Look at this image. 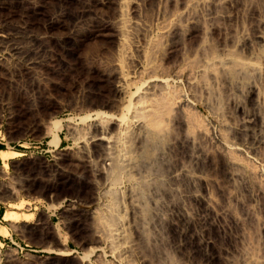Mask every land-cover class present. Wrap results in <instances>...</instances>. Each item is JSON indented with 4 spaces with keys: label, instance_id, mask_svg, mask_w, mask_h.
I'll return each instance as SVG.
<instances>
[{
    "label": "rangeland",
    "instance_id": "1",
    "mask_svg": "<svg viewBox=\"0 0 264 264\" xmlns=\"http://www.w3.org/2000/svg\"><path fill=\"white\" fill-rule=\"evenodd\" d=\"M130 1L129 7L127 9L125 7L129 17L132 20L133 18L134 20L141 19L142 25L145 23L143 27H146L147 24V28L140 26L141 29L138 27V31L134 28V40L132 39L131 44L128 43L123 49L126 48V51H130L139 62H142L141 64H144V60H147L149 55H147V58V56H141V53L146 52L147 54L148 51L149 54L151 48L148 47L147 42H151L153 38L155 42H152H157V48L160 47L159 49L162 50L161 54L153 55V60L156 61L155 64H159L160 72L167 68L165 73L170 72L172 69V72L175 69L183 70L184 66L187 68L194 63L193 59L195 58L197 63L198 59L200 61L209 52L210 46H215L216 52H221L225 48V50L232 52V49L234 53L236 51L238 55L244 57L246 55L244 48L232 46L233 41L240 36V31L246 30V33L249 32L251 25L255 24L258 19L261 20L260 18H262L264 21V0H228L222 2L220 8H218L214 29L211 28V31H209L203 25L202 20L197 21L199 18H195L194 22L190 24L185 23L186 21L180 18L183 22V28L181 27L183 30L181 28H179L180 31L178 29L174 30L175 32L178 31L177 33L174 32L175 35L171 34L173 33L171 31L166 42L165 38L162 39L163 41L160 40L161 30L158 27L163 24L164 16L169 12L175 10H179V13L182 12L183 1L134 0L135 3L132 0ZM86 2V0H66V3H63L59 0H46L43 5V16L36 18L34 16L33 0H19L8 14L4 13V17H7H5V20L2 17L3 13L0 15V38L5 32L6 34L11 33L18 38L17 41L20 40L18 43L22 45L23 59L41 62L33 64L32 67L36 66L30 68V70H19L16 67L19 60H14V56H10L8 50L0 47V58L8 59L6 60L8 61L7 67L10 69V73L6 75L8 79H6V76H0V144L4 149L3 151H5V156L0 157L2 160L0 161V264H111L110 262L113 263L115 260V255L110 254L108 247L98 240L96 235L98 232L95 231L101 230L99 227L101 228L102 225L100 226L97 218L95 219L90 211L91 209H100V204H103L110 195H113V198L115 195V200L117 199L119 202L122 198L118 193L125 185L122 187L118 185L120 189H116L111 184L113 187L107 186L105 178L96 172L93 166L95 164L93 161L91 162L93 157L90 158V152H95V148L91 144L85 147V144L79 143L77 140L79 134L89 133L85 131H89L87 126L89 127V122L95 118L93 111L100 110L106 114H112L116 118L120 116V112L112 103L114 85L107 76L109 70L107 68H110L109 64L115 55V50L117 51L114 40L94 37L82 39L81 37L83 34H87V29L90 27L103 28L112 19L113 14L115 15V11L111 7L98 9L96 10L98 12L94 11V13L86 9ZM135 4H137V7ZM136 12H140L139 17ZM179 13L178 16L183 15V13ZM59 16H62L61 19L66 26V39L59 33H55L47 39L42 34L44 33V26H47L51 19H56ZM207 22L208 25L211 23L210 21ZM69 34L73 36L69 37ZM136 44L139 47L135 46ZM177 47L180 48L177 49ZM198 54L203 56L200 57ZM186 58H188L187 60L192 59L189 60L192 63H188ZM184 60L186 63H184ZM124 64H127V62L124 61ZM137 67L138 65L135 68ZM161 67L164 68L161 69ZM259 81L261 82V80ZM232 84H235L236 87L228 85L235 90L234 92L232 90L235 93L233 95L235 99L244 95L245 97L242 96L241 102L243 103V100L247 102L248 85L245 86L246 81H241V84L232 82ZM173 85L175 87L177 85L178 89H182V93L187 94L183 93L184 95L189 96L188 103L186 101V105L182 107L183 110H187H181L180 112L184 126L181 124L180 129V126L176 125L174 121H169L173 119L171 116L169 117L168 125L174 123L177 127L174 124L173 126L172 124L169 125V127L167 125V132L169 133L167 135L171 141L167 136V141H164L155 155H158L159 150L162 149L161 152H164V155L166 154L164 159L167 155L168 159L173 156L170 159L172 162L166 161L167 166L160 167L158 172L160 178L156 176L157 180H155L156 177L155 179H148V183L144 182L148 185L143 183L146 185L145 189L149 188L148 186H151V183L154 184L149 190L155 191V193L151 192L154 200L150 197L152 194L148 189L145 192H149L147 196L145 194V198H143L144 196L143 199L141 198L142 204H145L143 207L147 210L146 212L144 209L143 212L146 218L143 219L145 223L143 221L141 222L143 226L142 224H140L141 227L138 226V229L143 233L140 234V231L134 227L137 224L132 221L133 218L130 213L128 215V210L124 212L126 215L119 212L124 217L128 216L125 219L126 222L129 219L128 224L130 225H125V227L127 226L125 240L129 239L126 242L131 240L128 242L129 246L132 242L135 245L130 246L123 253L129 258L128 260L136 255L134 259L131 258L130 264H244L246 258L248 262L251 259L250 264H262L259 256H264V231L260 228L258 222L260 220V222H264V195L251 197L252 192L253 194L256 192L252 179L240 177L236 178L237 180L234 179L235 181L229 180L226 170V158L214 147L215 137L220 130L219 119L222 117L235 122L234 117L229 115L233 110L230 111L231 107L228 106L226 100H223L226 101L223 103L220 99L216 100L218 99L216 96L209 99V101L213 100L210 103L214 102L210 105L208 98L205 97L206 95L196 93L198 96L195 99L197 102L200 100L199 103H196L195 99L193 100L190 97L188 86H186L184 80H179L178 83H173ZM134 89V87L131 88L132 91ZM207 97L209 96L207 95ZM201 99L205 100L206 103ZM189 100H191L190 103ZM208 104L210 106L214 105L212 107H216V111L212 107L209 108ZM221 105L222 108H220ZM223 105H227L229 108L227 110L230 112L226 111V107L223 109ZM221 112L224 115L220 114ZM216 115H218L217 119H215ZM81 119H86V122L81 121ZM54 122L58 123V127H53ZM217 126L218 128H216ZM182 127L185 130H182ZM177 128L179 129L178 132H176ZM51 131H54L59 139L60 137L64 139L62 145L59 146V139L58 141L53 140ZM175 133L178 136H175ZM226 134L228 140H233L232 142L241 143L243 141L242 139L238 141L239 139L235 138L232 131L226 130ZM174 136L176 139L178 137V147H183L182 149L173 146L174 143L171 144L175 139ZM182 140H185V143L186 141L189 142L184 145ZM168 141L169 143H167ZM196 143L199 144L198 147ZM210 144L213 146H211L212 148ZM188 145L194 146L192 147L194 151L190 150L191 147ZM185 148H188L186 153H184ZM259 148L261 150L258 149L260 151L258 153L257 150L256 155L259 157L262 151L261 156H264V148ZM193 152L196 153H194L197 156L196 158H199L197 162L196 158L189 159L188 155L193 154ZM249 156L253 155L248 150H244L239 153L238 158L246 160ZM178 163H180L179 165L184 163L182 166H187L184 169H187V171L189 169L188 172L199 179L192 181L193 179L188 176L184 177L185 175L170 179L168 172L176 168ZM169 165L175 167L169 168ZM166 171L168 172L166 173ZM165 175L168 178H165ZM176 179L178 180L176 181ZM245 179L248 181H245ZM249 180L250 182L253 181V185ZM129 183L131 184V182ZM156 183L158 186L157 192L159 190L160 194L156 192ZM139 185L138 187H140ZM246 185L247 187H245ZM159 187L160 189H158ZM193 192L202 199L212 200L210 210L203 207V201L189 197V194ZM104 193H107V196ZM232 193L237 197L239 196V200H245L248 206L253 207L252 210L255 215L250 218L251 215L242 212L234 201L227 199ZM154 194H157L156 197L160 195L156 202ZM103 197L106 198L103 199ZM151 200L154 201L153 203H157L156 206H159L153 205L155 206V209H153ZM121 201L123 202V200ZM147 201H150V203ZM223 206H225L224 208H230L229 210L237 216L241 224L239 221L230 220L228 217L217 216V214H221ZM98 209L95 211H100ZM112 212L111 217L113 218L110 217L112 221L110 219L111 223L108 221L110 224L116 223L115 218L117 219V217L115 215H119L116 211ZM152 212L156 213L153 214ZM4 213L11 214L12 220H5L3 218ZM132 222H134L133 225ZM152 223L155 225V230ZM144 224L146 225L144 226ZM96 228L98 229L96 230ZM256 228L260 230L257 231ZM128 229L130 231L127 232ZM253 231H257V233ZM254 237H257V239H254ZM205 240L208 243H205ZM95 246L102 248L100 251L103 254L100 251H97L98 254L97 252L92 253ZM56 247L61 249L55 252L54 248ZM136 248L144 252L142 253L144 257L146 253V257L143 258L141 252L138 253L139 251ZM131 249L136 251L133 252ZM61 251L67 254H58ZM89 253H92V255H89ZM132 254L134 255L132 256ZM109 255H112V257ZM160 256L162 259L159 258ZM243 258L244 261H242ZM137 259L140 261L138 262Z\"/></svg>",
    "mask_w": 264,
    "mask_h": 264
},
{
    "label": "bare ground",
    "instance_id": "2",
    "mask_svg": "<svg viewBox=\"0 0 264 264\" xmlns=\"http://www.w3.org/2000/svg\"><path fill=\"white\" fill-rule=\"evenodd\" d=\"M45 1L46 0H35V1L33 0L34 16L36 18L43 16V5H44ZM59 1L66 3V0H59ZM86 1H87L86 5H85L86 9H88L90 11L94 12L98 9L111 8V7H112V10L115 11V15L111 12L113 14V17H112V19L109 17L111 20H109L108 24L106 23V25H104L103 28L90 27L87 29V34L85 33L81 37H82V39L87 38V37H94V38H103V39L105 38V39H113L114 40V44L117 47V51L115 50V55L109 64L110 68H107V69H109L107 72V76L111 80V82H113V85H114V93H113L112 103L115 106V108H117L118 111L120 112V116L118 118H116V117H114V115L106 114L105 112L100 111V110L93 111L95 118L91 122H89V124H88L89 127L87 126L89 131H85V129H84L85 132H89V133L83 134V135L81 134L82 136L79 134L80 136L78 135L77 140L79 141V143L85 144L84 145L85 147L89 146L88 144H91L95 148L94 149L95 152H90L91 153L90 158L93 157L91 162L93 161V163L95 164L93 166L95 167L96 172H98L101 177L103 176V178H105L107 186H109L111 184V185H114V187H116V189L117 188L120 189V187L125 185V187L122 188L121 191H119L120 193H118L122 199L117 197V198L123 200V202L121 200L118 202L117 199L115 200V195H114V198H113V195L112 196L110 195L107 197L108 199H106L105 202H103V204H100L101 208L100 209L97 208L100 211H95L97 209H95V210L91 209L90 212L92 213V215L95 219L97 218V221L100 224V226L102 225L101 228L99 227V229H101V230L95 231V232H98V234H96L98 237V240L100 242L102 241L108 247L110 254L115 255V258H114L115 260L111 259V260H114V262L113 263L110 261L109 262L111 264H130L129 262L132 261L131 258L134 259V257H136V255L134 257H131V255H129L131 258H130V260H128L129 258H127V256H125V253H123V252H126L125 250L128 249L130 246L133 247L135 245H133L132 244L133 242H132V243H130V246H129L128 242H130L131 240L128 242H126V240H129V239L125 240V233H126L125 231H126V227H127V226L125 227V225L129 223L128 222L129 219H127V222H126L125 219L128 218V216L124 217L123 214H125L124 212L126 210H128V215L130 213V215L133 218L132 221H134L137 224V225L135 224L136 226H134L137 229H138V226H140V224H142L141 222H143L146 219L145 214L143 215V212L145 209V207H143V206H145V204H142L141 198L145 194H146L145 196H147V194L149 192H150V194H152V193H155V191L149 190L150 187L152 185H154L151 183V186H148L149 188H147L149 192L147 191V193H145L147 190L145 188H146V185H148V184H146L144 182L148 183V181H147L148 179H153V178L155 179L156 176L159 177L158 175L160 173L158 174V172L160 170V167H162V166L166 167L167 164H165V162L166 161L172 162V161H170V159L173 158V156H172L171 158L168 159L167 158L168 155H167L166 158L164 159L166 154L164 155V152H161L162 149L159 150L160 155L159 154L155 155V153L158 152L157 150L162 147V144L164 143V141H167V136L169 135V133L167 132V128L169 127V125L172 124V123L171 124L169 123V125H168L167 121L169 120V117L171 116L173 119H171L169 121L170 122L174 121L175 124L178 126H180L181 124L183 125V122H184V121L182 122V118L180 117V112H181V110H183L182 107H184V105H186L185 102L188 100L189 96H186L187 94L185 92H183L186 94V95H184L181 92L182 89L180 90L177 88L178 84L175 87L173 85V83H176V82L178 83L179 80H184L186 83V86H188L187 89H189L190 97L193 100L195 99L196 96H198V95H196V93H198V94L200 93V94H203L204 96L206 95L205 97L208 98V101H209V99H213L212 96L213 97L216 96V98H218L216 100L220 99V101L223 103L227 101L228 106L230 105V107H231L230 111L233 110L231 114L229 113V115L234 117L235 122H231V121H229L230 119L226 120L222 117L219 119V123H220L219 129L220 130L218 131L219 133L215 137L216 143H215L214 147H216L217 151H219L226 158V161H227L226 170H227V177L229 178V180H234V179L240 178V177H244V178L247 177L249 179H252L254 181V184H255L256 192L253 194V192L251 191L252 192L251 197H254V195H255V197H258V196L261 197L262 195H264V156H261L262 151H261V155L259 157L256 155L257 150L260 149L259 147L264 148V21L262 18H260L261 20L258 19V21H256L255 24L251 25V27L249 29L250 31L248 30L249 32L246 33L245 32L246 30L240 31L241 32L240 36H238V38H236L237 40L233 41L232 46H236L237 48L241 47V49L244 48V52L246 54L244 57L243 56L241 57L240 54L238 55L237 54L238 52L236 53V51L234 53V50H232V49H231L232 52H230L229 50H225L226 48L225 49L223 48L224 50L221 52H218V51L216 52V50L214 49L215 46L214 47L210 46L209 52L204 57H202V59L200 61L198 58H199L200 54L204 52V50H203V52L198 54L199 56L197 58L198 59L197 63H196V61H197L196 58L193 59L194 63L190 62L192 59H189L190 60L189 61V60H187L188 58H186V61H188V63L189 62L192 63V64H190V66H188L187 68H185V66H184L183 67L184 69L182 68L183 70L175 69V71L172 72V70H173L172 69V70H170V72H172V73H170V72L165 73V69H167V68L163 69L164 71L162 70V72H160L159 71L160 66H158L159 64L158 65L155 64L156 61L154 62V60H153L154 56H156L154 54H158V53L161 54L162 53V50L159 49L160 47L157 48L158 43L157 42L154 43L155 41L153 40V38H152L151 42H149V43L147 42L148 47L151 48L150 49L151 53L149 52V54H148V51H147V54H146V52L141 53V56H143V57L144 56L146 57L147 55H149V58L147 56L148 59L144 60L145 61V63L143 62L144 64H141L142 62H139L137 60V58H135V56L130 53V51H126L127 50L126 48L123 49V47L126 46L128 43L131 44V41L133 39V33L135 34V32H133L134 28H136V30H137L138 27H140V26L143 27L145 25V23H144V25H142L143 22L141 23V19L138 20L139 19L138 18L137 20L136 19L134 20V18H133V20H132L131 17H129L128 11H126V9L129 7V4L131 2L130 0H86ZM132 1L134 2V0H132ZM182 1H183L182 2L183 3V5H182L183 10L181 13H183V15H181V16L179 15L180 17L178 16L179 10L178 11L175 10L171 13L169 12V14H167V15L164 14L165 16L163 15L165 17V18L163 17L164 20L162 19L164 22L161 26L159 25L160 27H158V28H160L161 32L157 29L160 32V38H161L160 40L165 38V40L167 42L168 41L167 36H168V34L170 35L171 31H173V33H171V34H174V32L177 29L179 30V28H181V27L183 28L182 20H185L186 21V22L184 21L185 23L190 24V23L194 22L195 18H197V19L199 18L197 21L202 20V22L204 23L203 25H205V27L208 28L209 31H211V28H213V29L215 28V21H216L215 18L217 19V15H218L217 12L219 10L218 8H220L222 2H227L228 0H182ZM17 2H19V0H0V15L3 13L2 17H4V13L8 14V12L10 10H12L13 6L15 4H17ZM137 4H138V2H137ZM137 4H135L136 7H137ZM164 6H165V4H164ZM125 7H126V9H125ZM136 7H133V8H136ZM176 7H177V5H176ZM216 9H217V11H216ZM164 11H166V10H164ZM96 12H98V11H96ZM100 12H101V10H100ZM10 13H9V15H10ZM137 13L138 12H136V15H137ZM181 13H179V14H181ZM244 14H245V12H244ZM133 15H134V13H133ZM130 16H132V15H130ZM137 16L139 17L140 14ZM137 16H136V18H137ZM5 17H4V20H5ZM61 17L62 16H59L56 19H51V21L48 23V25L44 26V29H43L44 33H42V34L45 37H47V39L51 38L55 33H59L61 36H63L66 39V26H65L63 20L61 19ZM180 18H182V20H180ZM207 21H210L211 23L208 25ZM3 22H5V21H3ZM159 23L161 24L162 21ZM141 27H140V29H141ZM205 27H203V28H205ZM143 28H147V24H146V27H143ZM182 28H181V30H183ZM137 31H136V33H137ZM145 31H147V30H145ZM3 32H4V30H3ZM177 32H175V33H177ZM3 34L1 35V38H0V47H2L5 50H8L10 52L9 55L12 57L14 56V60L18 59L19 62L22 61L21 64H19V62L17 63L15 61L17 63L16 65H18V66H16V65L15 66L18 67L19 70H28V69L30 70V68H33L36 66L35 65L32 67L33 64L41 63V62H38L35 60L31 61L30 59H25V58L23 59V57H22V45L21 44L19 45V43H18L20 40L17 41L18 38H16V36L12 35L11 33L6 34V32H5ZM144 34H142V35L147 36ZM70 36L72 37L73 35L69 34V37ZM142 38L146 39L145 37H142ZM138 39H136V40H138ZM155 39H158V38H155ZM152 41H154V42H152ZM158 42H160V41L158 40ZM132 45L134 46L133 43H132ZM135 46H137V44ZM160 46H162V45L160 44ZM137 47H139V46H137ZM164 47H163V50H164ZM257 47H259V48L257 49ZM133 48H136V47H133ZM179 48L177 47V49H179ZM136 49H138V48H136ZM142 50L144 51V49H142ZM179 54H181V53H179ZM189 55H191V54H189ZM201 56H203V55H201ZM160 57H161V55H160ZM181 57L183 58V56H181ZM140 59H142V58H140ZM6 60H8V59L0 58V76H2V77L6 76L10 73V69H9V67H7L8 61H6ZM124 61H125V63L127 62V64H124L127 66L123 65ZM186 61L184 63H186ZM137 65H138V67L135 68ZM162 68H164V67H161V69ZM6 79H8L7 76H6ZM259 80H261V82ZM241 81L242 82L246 81L245 86L248 85L247 86L248 91L245 89L247 91L246 92V101L247 102H245L243 100V103L241 102L242 101L241 98L244 95H242L240 97L238 94L239 98L237 97L238 99L237 98L235 99V96H233L235 94V93H233L235 90L231 89L230 86L228 85V84H230L232 86L233 85L235 86V84H232V82L237 83V84H241ZM132 87L135 88L133 91L131 90ZM225 87H228V88L225 89ZM238 88H240V87H238ZM232 90H233V92H232ZM244 93H245V91H244ZM207 95L209 97H207ZM191 100H189V103ZM223 100H226V101H223ZM195 101H196V103L200 102V100L197 102L196 99H195ZM212 101L210 100L208 103L211 105L214 103V102L210 103ZM203 102L206 103L205 100ZM187 103H188V101H187ZM188 105H190V104H188ZM212 106H214V105H212ZM212 106H210L209 108H211ZM228 106L223 105V109H224V107H226L225 109H226V111H228L227 110ZM220 108H222V105L220 106ZM212 109H215V111H216L217 108L212 107ZM185 110H187V109H185ZM185 110H183V111H185ZM230 111H228V112H230ZM222 112L220 114H222ZM213 113L215 114L214 110H213ZM218 115H219V113H218ZM218 115H216L215 119H217ZM222 115H224V114H222ZM227 115H228V113H227ZM183 119H185V118H183ZM85 120L86 119H81V121L86 122ZM173 124H172V126H173ZM167 125H168V127H167ZM176 125H175V127H177ZM181 126H180V129H181ZM53 127H55V128L58 127V123L54 122ZM87 128H86V130H87ZM216 128H218V126ZM183 129L184 128L182 127V130ZM226 130L232 131V134L235 135V138L239 139L238 141H240V139H242L243 141L241 143H237V142L235 143V142H232L233 140L232 141L230 139L228 140ZM173 131H175V130H173ZM178 131H179V129L176 132H178ZM51 133H52L53 138H54L53 140L58 141L59 138H58L57 134L54 131H51ZM167 133H168V135H167ZM175 136H178V135H176V133H175ZM175 136H174L175 139L172 138L174 140L172 141L171 144L174 143L173 146L178 147V145H179L178 141H177L178 137L176 139ZM229 138H231V137H229ZM168 139H169V136H168ZM169 140L171 141V139H169ZM184 141H183L184 145L187 142H189V141H186V143H185ZM167 143H169V141ZM193 143H194V141H193ZM209 143H211V142H209ZM211 144H210V147L213 145V144L212 145ZM184 145H182V146H184ZM196 145H197V143H196ZM198 145H197V147H198ZM169 146H171V145H169ZM188 146H190V145H188ZM184 147H186V146H184ZM192 147H194V146H192ZM192 147L191 148L188 147V148L191 150ZM163 148L165 149V147H163ZM178 148L182 149L183 147H178ZM178 148H177V150H178ZM188 148H185V150H184L185 152L183 150L182 151L184 153H186L187 152L186 149H188ZM199 148H201V147H199ZM202 148H204V147H202ZM172 149H173V147H172ZM244 150H248V152L251 153L253 156H249L248 158H246V160H243V159H241L242 156L240 154L241 158H238L239 153L243 152ZM260 150H258V153ZM90 151H92V150H90ZM195 152L197 153V151H195ZM195 152H193V154ZM203 152H205V151L203 150ZM203 152H202V154H204ZM193 154L191 153L190 155H188L189 159L197 157V156H195V154L194 155ZM191 155L193 157H190ZM4 156H5V151L0 150V157L3 158ZM197 159H199V158H196V162L198 161ZM192 160H190V161H192ZM174 163H175V161H174ZM180 163H178V166H176V168H174L175 166H173V167L171 166L174 169H172L170 172H168L170 169L168 171H166V173L167 172L169 173L168 177H171L170 179H173V178L175 179L176 177L181 176V175L182 176L185 175L184 177L188 176L189 178L193 179L192 181H195V180L197 181L199 179L197 176H193L191 173H189L188 172L189 169H188V171H187V169H184L187 167V166H182L184 163H182V165H179ZM170 165H169V168H171ZM172 165H174V164H172ZM239 168H241V170H239ZM161 171H162V169H161ZM157 177L155 180H157ZM166 177L167 176L165 175V178ZM178 179H176V181ZM189 181L191 182V180H189ZM245 181H248V180L245 179ZM253 181L250 182V180H249L250 183H252ZM127 182L128 183L131 182V184L129 183L126 185L125 183H127ZM150 182H151V180H150ZM171 182H173V181H171ZM171 182H170V184H171ZM143 183L146 185H144ZM138 184H140L139 185L140 187H138ZM102 185L104 186V183ZM111 185H110V187H113ZM118 185H120V187ZM252 185H253V183H252ZM173 186L175 187V185H173ZM155 187H156V192H157V187H158L157 183H156ZM245 187H247V185ZM222 188H220V189H222ZM110 189H112V188H110ZM110 189H109V193H110ZM158 189H160V187ZM107 190H108V188H107ZM114 190H115V188H114ZM228 190H229V187H228ZM158 192H159V190H158ZM158 192H157V194H158ZM106 194H105V196H107ZM111 194H112V192H111ZM159 194H160V192H159ZM232 194H230L228 196V198L227 197L226 198L234 201L235 205L237 207H239L242 210V212H245L249 216L251 215L250 218L255 215L253 213V210H252L253 207L251 208L250 206H248V204H246L245 200H242V201L239 200V198H238L239 196L237 197L234 194L233 195ZM156 195L154 194V198L156 199L155 202L157 201V198L160 196L159 195L158 197H156ZM227 195H228V193H227ZM145 196L143 198H145ZM249 196H250V194H249ZM150 197L153 199V194ZM189 197H192L194 200L203 201V204H204L203 207L207 210L209 208V210H210L211 205H212L211 204L212 200L202 199L194 192L190 193ZM105 198L106 197H103V199H105ZM262 200H263V198H262ZM147 202L150 203V201H147ZM153 202L151 200V203H153ZM155 204H157V203H153L152 206ZM155 206H153L154 207L153 209H155ZM157 206H159V205H157ZM225 206H226V204H225ZM225 206H223V210L221 211V214H217V216L221 217V215H222V218L228 217L230 220L239 221L237 216H235L232 213V211L229 210L230 208L229 209L227 207L224 208ZM231 210H233V209H231ZM112 211H116V213L122 212L123 214L119 213L118 216L115 215V217H117V219L114 217L116 223L110 224L112 221L111 218H113V217H111L113 214ZM146 212H147V210H146ZM154 213H156V212H154ZM157 214H159V213L157 212ZM256 216H259V215H256ZM154 217H153V220H154ZM3 218L5 220H12V215L9 213H4ZM109 219L111 221H109ZM155 221H157V220H155ZM260 221L259 222L257 221L259 223L258 225H260V228L263 229V231H264V222H260ZM134 222H132V225ZM143 223H145V221ZM239 223H240V221H239ZM128 225H130V224H128ZM145 225L146 224H144V226ZM176 225H177V223H176ZM142 226H143V224H142ZM154 226L155 225L153 224V227ZM97 229L98 228H96V230ZM137 229H136V231L139 230V229L138 230ZM154 230H155V227H154ZM256 230H257V228H256ZM259 230L260 229L258 228L257 231H259ZM128 231H130V230L128 229L127 232ZM257 231H253V232L257 233ZM139 233L141 234V233H143V231L142 232L140 231ZM126 235L128 236V234H126ZM253 236H255V235H253ZM259 236H258V238H259ZM126 238H128V237H126ZM139 239H141V238H139ZM254 239H257V237L256 238L254 237ZM156 243H157V239H156ZM205 243H208V241L205 240ZM104 244H103V246H104ZM134 244H135V241H134ZM136 244L138 245L139 243L137 242ZM150 245H152V244H150ZM99 246H97V247L95 246L92 249V253L100 251V249H102L100 247H102V246H100V247ZM137 247H139V246H137ZM139 248H141V247H139ZM142 248H143V246H142ZM136 249L138 250V248H136ZM106 250H107V248H106ZM134 250L135 249H133L132 251L134 252ZM88 252H90V251H88ZM106 252L108 253V251H106ZM106 252H105V254H107ZM129 252H131V251H129ZM140 252L141 251H139L138 253H140ZM92 253H89V255H92ZM101 253L103 254V252H101ZM142 253H144V252H141L140 254H142ZM58 254H61V255L64 254L65 255L67 253L64 251H61ZM97 254H98V252H97ZM134 254H132V256ZM140 254H138V255H140ZM151 254H152V252H151ZM138 255H137V257H138ZM87 256H88V253H87ZM109 256L112 257V255H109ZM141 256H143V258H145L146 253H145V257L143 254ZM245 256H247V255H245ZM247 257H249V256H247ZM259 257H260V260L262 261V264H264V256L262 255ZM259 257H258V260H259ZM99 258H97V259H99ZM159 258L162 259L161 256ZM159 258H157V259H159ZM139 261L140 260H138V262ZM148 261H150V260H148ZM242 261H244V258ZM250 261H251V259L249 260V262ZM244 262H245L244 264H250L247 261V258L245 259ZM135 263H136V260H135ZM240 263H241V261H240ZM132 264H134V263H132Z\"/></svg>",
    "mask_w": 264,
    "mask_h": 264
},
{
    "label": "crops",
    "instance_id": "3",
    "mask_svg": "<svg viewBox=\"0 0 264 264\" xmlns=\"http://www.w3.org/2000/svg\"><path fill=\"white\" fill-rule=\"evenodd\" d=\"M63 143H64V139L60 137V139H59V146L62 145ZM0 150H4V149H0ZM0 161H2V160L0 159Z\"/></svg>",
    "mask_w": 264,
    "mask_h": 264
},
{
    "label": "water",
    "instance_id": "4",
    "mask_svg": "<svg viewBox=\"0 0 264 264\" xmlns=\"http://www.w3.org/2000/svg\"><path fill=\"white\" fill-rule=\"evenodd\" d=\"M54 249H55L54 251L56 252V251L60 250L61 248L56 247Z\"/></svg>",
    "mask_w": 264,
    "mask_h": 264
},
{
    "label": "trees",
    "instance_id": "5",
    "mask_svg": "<svg viewBox=\"0 0 264 264\" xmlns=\"http://www.w3.org/2000/svg\"><path fill=\"white\" fill-rule=\"evenodd\" d=\"M0 149H3V147L1 146V144H0Z\"/></svg>",
    "mask_w": 264,
    "mask_h": 264
}]
</instances>
